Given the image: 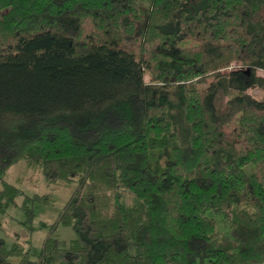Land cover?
I'll return each mask as SVG.
<instances>
[{"label": "trees", "instance_id": "trees-1", "mask_svg": "<svg viewBox=\"0 0 264 264\" xmlns=\"http://www.w3.org/2000/svg\"><path fill=\"white\" fill-rule=\"evenodd\" d=\"M21 160L75 186L0 264H264V0H0V178Z\"/></svg>", "mask_w": 264, "mask_h": 264}, {"label": "rangeland", "instance_id": "rangeland-1", "mask_svg": "<svg viewBox=\"0 0 264 264\" xmlns=\"http://www.w3.org/2000/svg\"><path fill=\"white\" fill-rule=\"evenodd\" d=\"M260 92L256 88L248 91L253 96H259ZM217 103L219 110L226 109V98L222 94H218ZM1 180L16 186L21 193L13 201H4L3 208L0 209V238L4 239L8 245L17 242L24 248L29 247L32 256H36L40 251L42 239L75 185L65 181L49 183L39 168L31 166L23 160L12 164L2 174L0 191L2 189ZM120 192L123 203L133 204L135 202L134 196L129 191L120 188ZM33 194L49 195L50 201L46 204H33L34 217L31 222L32 229H29L28 211L24 210L21 204L24 196ZM208 215L217 221L219 233H227V226L219 214L210 211ZM55 235L59 245L66 247L73 237V230L71 227L59 226ZM131 248L133 250L132 245Z\"/></svg>", "mask_w": 264, "mask_h": 264}]
</instances>
